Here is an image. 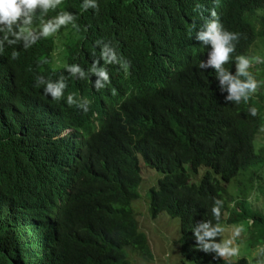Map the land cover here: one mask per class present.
Masks as SVG:
<instances>
[{"label": "trees", "instance_id": "trees-1", "mask_svg": "<svg viewBox=\"0 0 264 264\" xmlns=\"http://www.w3.org/2000/svg\"><path fill=\"white\" fill-rule=\"evenodd\" d=\"M222 24L242 34L233 60L256 56L252 46L264 49V0H228ZM209 50L160 87L143 90L132 79L134 91L111 104L95 130L38 114L15 124L0 120V264H130L127 245L151 257L131 208L140 181L137 156L162 173L148 188V213L153 218L164 211L178 219L179 252L189 264H224L198 250L191 231L199 221L215 223L213 198L223 201L222 225L251 219L249 244L264 243V212L247 199L255 169L245 185L239 180L230 184L233 190L227 185L249 166L264 165L263 150L254 146L264 122V92L258 102L226 104L214 71L197 67ZM259 54L264 58V51ZM225 67L235 72L234 64ZM258 69L254 74L264 76V64ZM250 106L259 109L257 117L248 115ZM63 127L71 128L79 145L69 165L56 166L62 161L55 154L47 162L33 158L31 150L53 146L51 133ZM184 164L191 172L200 165L207 169L189 182ZM56 176L67 187L58 202L45 194ZM31 198L26 204L33 218L23 207Z\"/></svg>", "mask_w": 264, "mask_h": 264}, {"label": "clouds", "instance_id": "clouds-1", "mask_svg": "<svg viewBox=\"0 0 264 264\" xmlns=\"http://www.w3.org/2000/svg\"><path fill=\"white\" fill-rule=\"evenodd\" d=\"M228 0H0V120L16 123L34 114L87 123L91 130L116 100L133 92L132 79L143 90L160 87L196 56L207 50L198 68H211L226 104L249 103L264 81L250 69L264 64L260 56L233 53L242 36L222 24ZM234 64L235 72L226 68ZM259 109L248 108L257 117ZM71 128L53 133L46 143L31 150L47 162L66 168L79 145ZM67 192L57 176L45 190L60 201ZM24 209L31 218L26 204ZM223 201L213 198L215 220L192 226L195 247L224 264H264V243L242 255L237 243L251 219L234 225L228 238L221 221Z\"/></svg>", "mask_w": 264, "mask_h": 264}, {"label": "rangeland", "instance_id": "rangeland-1", "mask_svg": "<svg viewBox=\"0 0 264 264\" xmlns=\"http://www.w3.org/2000/svg\"><path fill=\"white\" fill-rule=\"evenodd\" d=\"M253 47V46H252ZM250 51L256 56H260V51L264 49L260 46H256ZM258 64H254L250 71L257 72ZM255 75V74H254ZM258 80L264 81V76H256ZM264 92V87H261L259 92L253 97L255 100H259V93ZM263 103L262 108V117L264 120V99L261 101ZM254 146L257 150L264 152V122L263 126L260 128L258 133L254 138ZM138 157L139 162V173L140 181L137 186L138 196L137 198L131 201V208L134 212L135 218L138 222V228L146 234V239L148 244L151 245V257H145L140 254L137 250L133 249L130 245L124 247L126 257L129 260L130 264H181L183 261L186 264H189L179 252V226L178 219L176 217L168 216L164 211H160L155 217H151L148 213V204H147V192L148 188L155 186L156 179L161 176V172L157 171L144 163V161ZM185 170L189 173V182H197L200 175L207 169L205 166L200 165L197 167L195 172H191L188 169L187 164H184ZM255 169L256 177L252 180L253 188L248 192L247 199L250 204L260 209L264 212V165L260 167H255L254 165L249 166L246 170L242 171L234 178H232L227 185L231 186L232 182L239 180L245 185L247 182V175ZM262 188V190H261ZM231 190L234 188L231 186ZM226 216V214L224 215ZM245 222L244 220L238 221L233 224H227L223 221L225 231L222 235V238L226 239L230 236L232 227L239 223ZM245 228L247 229L246 233L241 236L240 240L237 243H242V255L244 257L250 258L251 250H253L258 244L250 245L248 240L250 235L251 227H248L245 223ZM150 248V246H149ZM248 264V261L246 259Z\"/></svg>", "mask_w": 264, "mask_h": 264}, {"label": "crops", "instance_id": "crops-1", "mask_svg": "<svg viewBox=\"0 0 264 264\" xmlns=\"http://www.w3.org/2000/svg\"><path fill=\"white\" fill-rule=\"evenodd\" d=\"M149 242V241H148ZM149 246H150V249H151V245H150V243H149ZM151 251V250H150Z\"/></svg>", "mask_w": 264, "mask_h": 264}]
</instances>
